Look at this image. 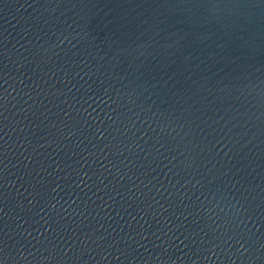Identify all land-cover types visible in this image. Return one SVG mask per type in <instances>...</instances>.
<instances>
[{
    "label": "water",
    "instance_id": "obj_1",
    "mask_svg": "<svg viewBox=\"0 0 264 264\" xmlns=\"http://www.w3.org/2000/svg\"><path fill=\"white\" fill-rule=\"evenodd\" d=\"M0 264H264V0H0Z\"/></svg>",
    "mask_w": 264,
    "mask_h": 264
}]
</instances>
